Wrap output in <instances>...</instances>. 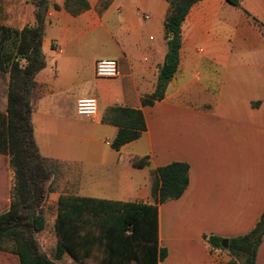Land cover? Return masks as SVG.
Returning a JSON list of instances; mask_svg holds the SVG:
<instances>
[{
	"label": "crops",
	"instance_id": "obj_1",
	"mask_svg": "<svg viewBox=\"0 0 264 264\" xmlns=\"http://www.w3.org/2000/svg\"><path fill=\"white\" fill-rule=\"evenodd\" d=\"M237 1L198 0L189 7L164 96L142 106L141 98L155 88L167 49L168 1L86 0L88 8L73 15L64 0H47L44 66L29 95L38 153L62 164L59 183H77L63 194L112 201L150 203L151 172L171 162L186 163L184 192L158 205V245L166 251L158 264H232L235 259L226 250L211 247L203 236L243 235L264 209V0ZM20 2L33 24L30 0ZM11 3L3 0V10H12ZM98 59H114L118 75L96 77ZM7 84L8 73L4 89L0 83V213L9 206L12 183ZM80 97L96 99L95 117L75 113ZM113 106L140 109L145 123L136 139L117 150L110 145L117 127L102 121ZM87 183L101 185L92 193ZM59 194L46 195L45 227L35 234L38 242L46 232L51 199L56 204L49 234L53 248ZM56 261L77 264L67 252ZM0 264L18 260L0 250ZM255 264H264V234Z\"/></svg>",
	"mask_w": 264,
	"mask_h": 264
},
{
	"label": "trees",
	"instance_id": "obj_2",
	"mask_svg": "<svg viewBox=\"0 0 264 264\" xmlns=\"http://www.w3.org/2000/svg\"><path fill=\"white\" fill-rule=\"evenodd\" d=\"M167 1L163 22L167 49L155 88L141 98L142 106L163 98L178 63L181 23L198 0ZM228 1L238 4L237 0ZM33 8V24L18 30L0 25V69L8 73L5 130L12 170L10 203L0 213V250L14 254L18 264H62L56 260L64 252L77 264H85L84 258L93 247L99 252L98 264H158L166 255L158 245V205L184 192L188 184V165L184 162H171L151 172L150 203L59 194L55 247L51 256L40 249L35 234L45 227L42 206L47 193L53 191L51 183L46 185L51 173L46 164L54 160L39 155L30 122L29 95L35 74L44 66L41 38L47 0H33ZM64 8L75 15L88 4L86 0H64ZM102 121L117 127L110 144L115 150L145 129L140 109L109 107ZM263 234L264 209L247 233L228 239L226 249L221 247V237L204 235L203 239L213 248L226 250L239 264H255Z\"/></svg>",
	"mask_w": 264,
	"mask_h": 264
},
{
	"label": "rangeland",
	"instance_id": "obj_3",
	"mask_svg": "<svg viewBox=\"0 0 264 264\" xmlns=\"http://www.w3.org/2000/svg\"><path fill=\"white\" fill-rule=\"evenodd\" d=\"M14 3V5H13ZM30 3L33 6V0H30ZM8 8L12 9L9 11L3 10V0H0V24L11 28V29H17L21 27L23 24L25 25H31L28 23V15L29 12L27 10V5L23 2H20V0H17V2H14L12 0L11 5L8 4ZM22 62V61H21ZM23 63V62H22ZM6 71L3 69V76L2 73H0V83L3 82V89L4 85L6 83ZM104 142V141H102ZM46 167L51 170L50 173V179L48 180V183H51L53 190H54V195H56L58 192H63L65 190H74L76 187L77 183H59V181L62 180V164H60L57 161H51L46 164ZM98 185H101L100 183H87L86 187L87 188H92V193H97L94 188ZM48 195V193H47ZM55 202L52 201L51 199H48V207L46 209V214H47V224H46V232L44 234H39L38 236V243L40 245V248L44 251L45 254L49 253L52 254L53 251V239L51 238V235H49L52 229V222H53V216L55 213ZM222 250V249H220ZM42 251V252H43ZM221 251H219V254ZM98 257H99V252L98 250L93 247L90 251V254L84 258L85 264H98ZM232 264H239L237 260H232Z\"/></svg>",
	"mask_w": 264,
	"mask_h": 264
},
{
	"label": "built area",
	"instance_id": "obj_4",
	"mask_svg": "<svg viewBox=\"0 0 264 264\" xmlns=\"http://www.w3.org/2000/svg\"><path fill=\"white\" fill-rule=\"evenodd\" d=\"M147 17V16H145ZM94 74L100 78H114L118 75L114 59H98L95 62ZM75 113L79 116L93 118L97 115V102L94 97H80L75 102Z\"/></svg>",
	"mask_w": 264,
	"mask_h": 264
},
{
	"label": "water",
	"instance_id": "obj_5",
	"mask_svg": "<svg viewBox=\"0 0 264 264\" xmlns=\"http://www.w3.org/2000/svg\"><path fill=\"white\" fill-rule=\"evenodd\" d=\"M169 37H170V34L168 35V38ZM220 244H221L222 248L226 249L227 246H228V240L227 239H223Z\"/></svg>",
	"mask_w": 264,
	"mask_h": 264
}]
</instances>
